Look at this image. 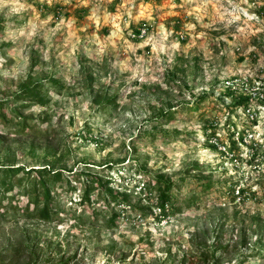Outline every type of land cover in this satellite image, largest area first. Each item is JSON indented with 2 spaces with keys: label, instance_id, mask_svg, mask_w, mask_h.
Listing matches in <instances>:
<instances>
[{
  "label": "rangeland",
  "instance_id": "1",
  "mask_svg": "<svg viewBox=\"0 0 264 264\" xmlns=\"http://www.w3.org/2000/svg\"><path fill=\"white\" fill-rule=\"evenodd\" d=\"M246 80L264 93V0H0V99L32 126L0 122V163L62 169L50 220L22 188L1 200L0 264H264V107L253 127L234 104ZM39 81L45 106L15 98ZM231 123L255 135L251 160L209 141ZM83 165L103 184L80 202ZM156 178L174 183L164 211Z\"/></svg>",
  "mask_w": 264,
  "mask_h": 264
},
{
  "label": "trees",
  "instance_id": "2",
  "mask_svg": "<svg viewBox=\"0 0 264 264\" xmlns=\"http://www.w3.org/2000/svg\"><path fill=\"white\" fill-rule=\"evenodd\" d=\"M51 84H56L57 80L51 78ZM42 84L41 82H36L33 85L29 83H22L19 86L15 98L17 100H23L27 103L24 104H39L45 106L49 99L42 94ZM229 90V89H228ZM230 91V90H229ZM229 94H233L230 92ZM93 101L95 104L101 106L105 105L110 100L102 102V99L98 96H93ZM248 97L244 95H239L235 99V105H242L246 108L248 104ZM235 106V107H236ZM16 118H13L5 109L4 100L0 99V122L13 124L17 131L23 132L26 129L32 127L26 120L28 117L24 116L21 112L16 113ZM231 120L227 119V123ZM215 131H211L210 135H213ZM209 138V137H208ZM214 145V144H213ZM13 161L6 160L5 163H0V204L1 200L5 197V194L14 190V188H22L23 195H27L28 203L33 204V209L35 210V217L41 220H50L53 214V208L51 206V187L55 181L59 180L61 177V168L54 169L50 165L43 164L41 167L35 166H25L24 164L16 165ZM79 171H74L72 174L79 180L83 177L86 183H83V193L80 202H85L91 190L93 189L91 185L103 184L98 174L91 172L89 165H83ZM201 168V167H200ZM72 171V170H71ZM21 174V175H20ZM25 181V182H24ZM157 182V204L158 208L162 211L166 208V203L170 199V192L173 187V182L169 179L156 178ZM108 184V183H107ZM95 188V187H94ZM116 190V189H113ZM106 192L109 193L113 198L126 202V196L124 192L113 194L111 187L107 185ZM28 206V205H27ZM28 209V207H26ZM32 214V213H31Z\"/></svg>",
  "mask_w": 264,
  "mask_h": 264
},
{
  "label": "built area",
  "instance_id": "3",
  "mask_svg": "<svg viewBox=\"0 0 264 264\" xmlns=\"http://www.w3.org/2000/svg\"><path fill=\"white\" fill-rule=\"evenodd\" d=\"M145 28H142L140 30V35H144ZM255 85H249V83L246 81L241 82V89L240 95H244L248 97V104L246 108H243V114H247L248 120L253 122V127L256 126V122H254L258 114L256 110L252 107L253 104H259L258 107L262 108L264 107V93L261 91H258L260 89V85L262 86V83H259L258 81L254 82ZM225 86L228 88L232 93L236 92V86L234 80H227L225 81ZM242 93V94H241ZM237 95V94H236ZM258 102V103H257ZM233 122V121H232ZM234 123V122H233ZM233 123L228 125V132H229V143L227 141H219L220 137L218 135L214 136L209 141L216 146V149L223 153L224 156L228 157L229 159H232V161H235L238 163V158L241 157L245 159L246 161L251 160L254 155L256 154V149H258L259 145L257 143L256 137L251 132V128L249 126H243L239 127L237 125H234ZM243 146V151L239 152L238 147ZM237 148V150H235ZM244 153V154H243ZM248 193V192H247ZM235 194L239 196L241 194L240 186H237Z\"/></svg>",
  "mask_w": 264,
  "mask_h": 264
}]
</instances>
